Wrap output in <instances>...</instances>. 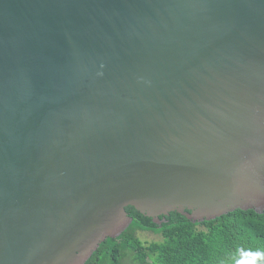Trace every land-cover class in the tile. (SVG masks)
Listing matches in <instances>:
<instances>
[{
	"label": "water",
	"instance_id": "1",
	"mask_svg": "<svg viewBox=\"0 0 264 264\" xmlns=\"http://www.w3.org/2000/svg\"><path fill=\"white\" fill-rule=\"evenodd\" d=\"M129 207L264 215V0H0V264H87Z\"/></svg>",
	"mask_w": 264,
	"mask_h": 264
},
{
	"label": "trees",
	"instance_id": "2",
	"mask_svg": "<svg viewBox=\"0 0 264 264\" xmlns=\"http://www.w3.org/2000/svg\"><path fill=\"white\" fill-rule=\"evenodd\" d=\"M127 210L131 227L104 242L87 264H264V215L254 211L204 222L172 212L157 223L134 207ZM140 232L163 241L145 242Z\"/></svg>",
	"mask_w": 264,
	"mask_h": 264
},
{
	"label": "rangeland",
	"instance_id": "3",
	"mask_svg": "<svg viewBox=\"0 0 264 264\" xmlns=\"http://www.w3.org/2000/svg\"><path fill=\"white\" fill-rule=\"evenodd\" d=\"M139 235L145 242L153 243V242H161V241H163L162 236H160V235L157 236L154 233L140 232Z\"/></svg>",
	"mask_w": 264,
	"mask_h": 264
}]
</instances>
